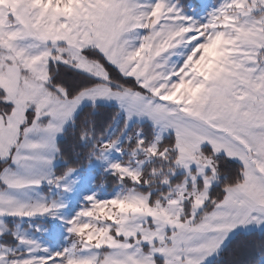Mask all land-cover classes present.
Masks as SVG:
<instances>
[{"label": "snow or ice", "instance_id": "obj_1", "mask_svg": "<svg viewBox=\"0 0 264 264\" xmlns=\"http://www.w3.org/2000/svg\"><path fill=\"white\" fill-rule=\"evenodd\" d=\"M205 8L0 0V264H264V0ZM61 138L118 185L70 218Z\"/></svg>", "mask_w": 264, "mask_h": 264}, {"label": "rangeland", "instance_id": "obj_2", "mask_svg": "<svg viewBox=\"0 0 264 264\" xmlns=\"http://www.w3.org/2000/svg\"><path fill=\"white\" fill-rule=\"evenodd\" d=\"M197 2L196 5L193 2H190L185 10L189 14H193L195 12L199 16H203L204 11L207 8H210L215 3V0H195ZM109 159L115 160L119 159L116 153H112ZM107 167V163L105 161L92 159L85 168L76 169V171L69 176L65 183L68 184L71 188L69 192H57V190L53 189L51 195L53 197L58 198L61 202L66 204V207L60 211V215L64 218H70L76 212H78L87 202L84 200V197L95 193L96 198L103 200L111 198L115 195L118 186H116L111 191L106 190L103 185L95 184L94 176L96 172L110 173L109 171H105ZM47 185H41L40 191H47ZM117 209L124 208L127 209L128 205L117 204L115 205ZM34 224H39L41 228H46L49 225V221L47 218H36L33 221ZM66 225L59 224L55 229V233L53 235H43L42 239L45 244H47L52 250H57L60 247H63L67 241L64 237L67 235L64 231ZM37 235H41L37 233Z\"/></svg>", "mask_w": 264, "mask_h": 264}, {"label": "trees", "instance_id": "obj_3", "mask_svg": "<svg viewBox=\"0 0 264 264\" xmlns=\"http://www.w3.org/2000/svg\"><path fill=\"white\" fill-rule=\"evenodd\" d=\"M190 2H193L194 5L197 4V2L195 0H180V3L182 5L186 6L190 3ZM106 107H109V106H106ZM111 107H114V105L110 106ZM109 108V110H110ZM98 119H107V116L106 115H103V116H99ZM97 127H100V124L97 125ZM60 146H61V149L63 152L65 153H68L69 156V161L73 164H76V163H80V167L77 168V169H82V168H85L87 166V164L91 161H87V162H84L83 160V157L81 156L79 159L72 156L70 153H69V147H68V141L66 139H59L58 140ZM66 167L65 163L63 161H58L54 167V171L56 172L57 175L61 174L63 169ZM95 184H100V185H103L104 188L106 190H112L114 189L116 186H118L116 184V177L111 175L110 173H103V172H96L95 173V176H94V181H93ZM8 219V222L11 223L12 220L11 218H7Z\"/></svg>", "mask_w": 264, "mask_h": 264}]
</instances>
